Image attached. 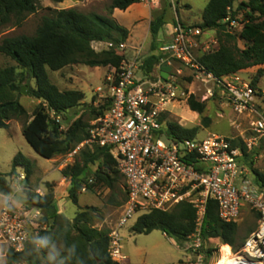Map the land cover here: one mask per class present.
Instances as JSON below:
<instances>
[{"label": "trees", "instance_id": "trees-1", "mask_svg": "<svg viewBox=\"0 0 264 264\" xmlns=\"http://www.w3.org/2000/svg\"><path fill=\"white\" fill-rule=\"evenodd\" d=\"M52 1L62 2V0ZM142 2L143 0H112L109 11L110 14L114 10L126 11ZM237 3L239 5L234 9ZM37 4V0H0V32L10 25L20 26L29 15L36 13ZM241 11L246 13V20L239 37H236L228 33V24L224 22L227 18L236 20ZM202 20V23L196 27L214 31L219 38V49L200 58L202 66L214 76L222 78L253 67L264 66V0H209ZM165 24L164 14L150 22L153 52H156L160 46L158 35ZM128 37L129 32L111 17L88 15L77 9H67L54 11L52 15L44 17L32 37L22 35L3 39L0 42V55L10 58L16 67L0 68V129H7V122L12 119H28L27 110L16 94L21 92L18 78L24 81L29 76L35 81L36 87L27 86L28 94L40 101V105L22 127L24 139L34 152L45 160L73 152L89 139L87 124L82 118H78L68 123L66 131H62L60 123L52 120L49 113L53 112L56 117L68 118L69 111L80 106L85 100V94L75 90L61 92L51 83L47 70L58 72L75 65L119 69L125 60L123 55L118 54L114 49L96 53L92 44L108 43L113 48L123 45ZM238 40L244 43L243 49L238 46ZM151 61L158 63L159 56L153 54ZM262 73L263 71L260 70L258 76H262ZM257 83L258 78H255L251 86L255 89ZM187 104L192 112L201 116L206 110V104L197 101L194 96L189 97ZM109 106L110 103L106 102L98 111H94V119L102 116ZM203 122L207 124L206 119ZM164 133L169 140L186 141L195 139L199 129L184 128L178 123L167 120ZM233 144L242 148L246 163L250 165L264 187V174L253 168L257 151L248 154L244 143L239 145L235 141ZM84 148L87 150L81 149L78 153L81 154V159L65 167L61 172L63 178L71 181L69 199L76 206L84 186L90 191L98 185L114 190L122 178L118 163L108 148L98 146ZM97 162L99 163L94 181L88 184V180H85L83 175L89 166ZM19 168L25 171L26 184H28L34 164L19 153L13 159L11 172L6 176L0 174L1 194L11 192V184L6 178H15ZM27 196L30 206L43 211L42 222L48 223L47 229L41 231L38 236L50 237L51 245L58 241L63 244L64 264H119L113 261L110 254L111 238L106 235L95 239L92 233L82 227L99 219V209L95 207L80 209L76 214L72 228L81 243L75 244L71 241V231L61 227L65 222L59 217L53 193L41 197L36 193L28 192ZM125 201L119 203L112 199L109 200V204L121 207ZM256 217L258 220V215ZM196 221V209L188 203H182L169 211L152 210L140 216L131 231L136 235H150L155 231H161L169 239L181 243L195 232ZM254 231L250 230L249 235ZM238 235V225L222 222L218 216V204L210 200L202 226L203 239H218L224 245L231 247L234 252H238L245 243L237 245ZM32 240L22 252L9 249L7 264H45L44 261H47L45 249L37 250ZM212 252L213 250H208V255L211 256ZM227 261L230 260L222 257L218 264Z\"/></svg>", "mask_w": 264, "mask_h": 264}, {"label": "built area", "instance_id": "built-area-1", "mask_svg": "<svg viewBox=\"0 0 264 264\" xmlns=\"http://www.w3.org/2000/svg\"><path fill=\"white\" fill-rule=\"evenodd\" d=\"M224 23L228 24L229 34H234L240 27L237 20L230 18ZM209 39L210 31L176 24L171 40L163 42L154 53L159 56L160 68L165 65L171 68L165 83L161 82V76L158 81L138 77L140 65L137 58L124 60L119 69L110 67L104 80L106 90L101 96L110 103L109 109L92 120L89 139L70 157L85 146L110 150L118 163L126 192L125 212L118 223L119 229L136 216L139 218L152 210L169 211L182 203L192 205L197 212L196 230L186 246L197 256L198 264L203 260L200 253L202 226L208 202L213 200L218 204V216L226 224H237L244 209L250 208L258 215L257 229L238 252L230 247L233 258L230 264H264V187L246 163L242 148L233 144L234 139L223 136L212 135L202 140L197 136L193 140L173 141L164 133L169 107L186 99L177 84L178 75L182 74L179 67L196 73L206 84L222 87L229 102L239 111L247 110L257 100L251 84L227 81L236 74L217 78L202 66L200 58L218 50L208 45ZM102 91L99 88V92ZM53 119L60 123L61 117ZM253 130L264 139V118L257 117ZM245 146L250 154L258 146L257 139H250ZM39 196L42 197L40 193ZM41 216L40 210L33 206L14 205L8 212L2 208L0 240L15 252L24 251L34 238V229ZM110 238L111 257L121 264L126 260L122 253V239L118 232L112 233ZM220 255L221 250L214 251L216 263Z\"/></svg>", "mask_w": 264, "mask_h": 264}, {"label": "rangeland", "instance_id": "rangeland-1", "mask_svg": "<svg viewBox=\"0 0 264 264\" xmlns=\"http://www.w3.org/2000/svg\"><path fill=\"white\" fill-rule=\"evenodd\" d=\"M38 6L36 13L29 15L20 26L10 25L0 32V42L8 37L29 36L36 34L37 29L41 25L42 19L50 16L54 11L77 9L88 15H99L113 18L118 25L125 28L129 32V37L125 41L124 48L113 47L111 44H92V48L96 53L110 51L114 49L118 54L123 55L126 61H132L137 58L140 65L138 77H147L151 81H158L161 73L159 62L151 61L153 52L152 36L150 34V22L159 17L166 15L165 25H176L180 23L184 26H196L202 23V16L209 0H143L142 3L133 5L126 11L114 10L110 14L109 7L112 0H62L56 3L52 0H37ZM240 3V2H239ZM239 3L235 5L237 9ZM240 25L238 30L231 34L239 37L242 25L246 20V13L241 11L237 17ZM159 38V35H158ZM159 42V41H158ZM161 45V43L159 42ZM238 46L243 49L244 43L237 41ZM104 45V46H103ZM208 45L213 49H219V38L216 32L210 31V39ZM16 67V64L8 57L0 55V68ZM177 66V65H176ZM179 67V66H177ZM182 69V74L178 75L177 84L180 92L186 94V99H181L169 107L166 115L168 121L178 123L180 126L188 129L198 128V140L207 138L208 136L217 135L234 139V142L248 143L250 139L256 138L258 146L254 149L257 154L254 156V169L264 172V139L254 132L253 123L258 116L264 118V66H257L247 70L240 71L236 75L228 78V82L235 84L249 83L252 84L255 78H258L256 84L257 100L247 110H237L228 100V94L222 87H217L213 83L206 84L196 73L189 69ZM110 67L91 68L83 65H75L67 67L61 71L53 72L47 70L49 79L61 92L64 91H81L85 94V100L77 108L70 110L68 118L61 117L60 125L62 131L68 129V120L71 122L82 118L87 124L89 131L90 123L95 118L94 111H98L106 100L101 96L105 93L104 80ZM263 71L262 76H258ZM21 73L20 70H17ZM21 88L25 87L26 95L17 98L22 106L27 110L28 119H12L7 122V129H0V174L8 175L12 170V162L17 154L21 153L34 164L33 174L26 184V174L23 169L17 170L15 178H6L11 184V192L1 194L0 198L12 197L19 203L17 207H30L28 203V192L39 193L44 197L49 193H53L54 202L59 210V217L64 220L65 224L61 226L65 230L71 231V241L75 244L81 243L78 235L72 228L73 220L76 214L86 208L95 207L100 210L99 219L89 225H83V229L93 234V238L98 236H109L118 232L122 239V253L126 257L121 264H198L197 256L187 250V240L177 243L173 239L164 236L161 231H155L150 235H136L131 231L138 216L128 221L125 227L119 229L118 223L124 215V204L121 207H115L109 204V200H116L123 203L126 200L125 184L121 178L120 183L114 190H110L104 185H98L93 191L82 190L78 196V206L73 204L69 199V190L71 181L63 178L62 170L74 164L75 161L81 159V154L70 157V154L58 156L52 160H45L38 156L31 146L26 142L22 135V127L24 123L31 119L34 111L40 105V101L32 98L28 94V87L35 88V81L29 76L24 81L18 78ZM99 88L103 91L99 92ZM209 90L212 91L209 94ZM190 96H194L199 102L206 104V110L201 116L190 110L187 101ZM52 120L53 112L49 113ZM206 119L207 124L203 122ZM87 150V148H83ZM82 149V151H84ZM76 150V149H75ZM74 150V151H75ZM73 151V152H74ZM98 163L89 166L83 177L88 180V184L94 181V174L98 168ZM34 208V207H33ZM37 209V208H34ZM2 207H0V212ZM42 216L38 221L34 237H37L41 231L47 229L48 223L42 222L44 213L40 210ZM238 225V242L241 245L249 237L250 230H256L258 220L256 213L250 208H245L242 218ZM224 245L218 239H203V246L200 251L203 260L202 264H217L214 251H224ZM9 246L0 240V264H7V252ZM208 250H213L211 256ZM47 261L45 264H64L63 257L64 246L58 241L51 248L44 250ZM49 254L55 256V261H49Z\"/></svg>", "mask_w": 264, "mask_h": 264}, {"label": "clouds", "instance_id": "clouds-1", "mask_svg": "<svg viewBox=\"0 0 264 264\" xmlns=\"http://www.w3.org/2000/svg\"><path fill=\"white\" fill-rule=\"evenodd\" d=\"M18 201H15L12 197H5L0 198V207L4 209L5 212L11 211L14 207V205L18 204ZM32 243L36 247L37 250L41 249H49L52 247L50 242V237L48 236H37L34 237L32 240ZM49 261L54 262L55 256L52 254H49L48 257Z\"/></svg>", "mask_w": 264, "mask_h": 264}, {"label": "crops", "instance_id": "crops-1", "mask_svg": "<svg viewBox=\"0 0 264 264\" xmlns=\"http://www.w3.org/2000/svg\"><path fill=\"white\" fill-rule=\"evenodd\" d=\"M174 27L175 25L171 26V25H164L162 27V29L160 30L159 32V38H158V41L162 44L163 42H168L171 40V36L174 32ZM95 43H99V42H95ZM94 44V43H93ZM101 44V43H99ZM102 44H105V43H102ZM104 46V45H103ZM165 237H167L165 234H164Z\"/></svg>", "mask_w": 264, "mask_h": 264}, {"label": "water", "instance_id": "water-1", "mask_svg": "<svg viewBox=\"0 0 264 264\" xmlns=\"http://www.w3.org/2000/svg\"><path fill=\"white\" fill-rule=\"evenodd\" d=\"M171 72V68L167 65L161 67V73H160V76H161V82L162 83H165L166 80L168 79L169 77V74ZM27 94V90L25 87L21 88V93L19 96H22V95H26ZM71 121V119L68 120L67 123H69Z\"/></svg>", "mask_w": 264, "mask_h": 264}, {"label": "bare ground", "instance_id": "bare-ground-1", "mask_svg": "<svg viewBox=\"0 0 264 264\" xmlns=\"http://www.w3.org/2000/svg\"><path fill=\"white\" fill-rule=\"evenodd\" d=\"M223 247H227V250L226 248H224V251L221 252V258H228L230 261H227L226 263L224 264H230L233 260L232 256H231V253H230V247L229 246H223ZM218 264V263H217Z\"/></svg>", "mask_w": 264, "mask_h": 264}]
</instances>
